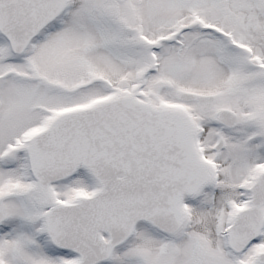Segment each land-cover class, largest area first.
<instances>
[{
	"label": "snow or ice",
	"instance_id": "6c2138e0",
	"mask_svg": "<svg viewBox=\"0 0 264 264\" xmlns=\"http://www.w3.org/2000/svg\"><path fill=\"white\" fill-rule=\"evenodd\" d=\"M0 264H264V0H0Z\"/></svg>",
	"mask_w": 264,
	"mask_h": 264
}]
</instances>
